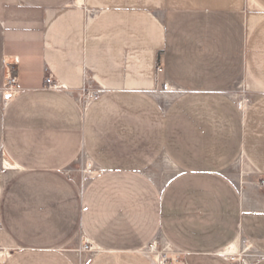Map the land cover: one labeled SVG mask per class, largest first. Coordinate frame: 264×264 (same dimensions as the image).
Instances as JSON below:
<instances>
[{"label": "crops", "instance_id": "1", "mask_svg": "<svg viewBox=\"0 0 264 264\" xmlns=\"http://www.w3.org/2000/svg\"><path fill=\"white\" fill-rule=\"evenodd\" d=\"M159 238L264 264V0H0V264H153Z\"/></svg>", "mask_w": 264, "mask_h": 264}, {"label": "rangeland", "instance_id": "2", "mask_svg": "<svg viewBox=\"0 0 264 264\" xmlns=\"http://www.w3.org/2000/svg\"><path fill=\"white\" fill-rule=\"evenodd\" d=\"M247 96L248 93L243 90L239 91V93H236L235 98L239 105L244 106L247 104ZM72 165L80 168L79 172H76L75 174L78 175L81 180L89 177L91 168L84 156L81 155L78 157V159ZM157 170V180L161 186H164L170 180V178H172L173 171L167 164H164V162L160 163ZM226 175L229 180L237 186L238 189H243L245 184L248 182L251 172L246 167V164L243 162V160H239L227 171ZM144 252L145 255H148L150 259L153 260V257L157 259H166L168 264H178L179 260L181 259L174 249L171 248V246H169L162 238L155 240L144 250ZM222 252L228 254V260L236 264H248L254 256L251 249L241 241H239L234 248L225 249Z\"/></svg>", "mask_w": 264, "mask_h": 264}, {"label": "built area", "instance_id": "3", "mask_svg": "<svg viewBox=\"0 0 264 264\" xmlns=\"http://www.w3.org/2000/svg\"><path fill=\"white\" fill-rule=\"evenodd\" d=\"M15 63H17V59H15ZM160 71H161V69L157 68V72H160ZM85 79H86V76H85ZM45 85H46V88L48 90L55 91V90H62L63 89V87L61 85H59L58 83L54 82L50 76H47L45 78ZM87 85H88V83H87ZM167 91H168V89L164 86L163 92H167ZM18 93H20V86L18 84L17 79L15 77L8 76L6 83H5V86H4V89L2 91V95H1L2 104L4 106L8 105L14 99L15 95ZM3 166L7 167V165L4 162H3ZM82 250L87 251V252H93L96 249L91 245V243H85V245L82 247ZM3 256H5V253ZM227 256H228V254L223 253V252L221 253V257L224 260H228ZM146 257L148 259H150L148 255H146ZM150 260L153 262V264H168L166 259H161V258L157 259V258L153 257V260L152 259H150Z\"/></svg>", "mask_w": 264, "mask_h": 264}]
</instances>
